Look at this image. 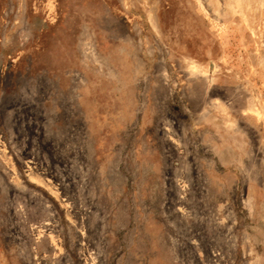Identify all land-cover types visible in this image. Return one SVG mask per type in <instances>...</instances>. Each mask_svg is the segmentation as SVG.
Here are the masks:
<instances>
[{
  "label": "rangeland",
  "instance_id": "obj_1",
  "mask_svg": "<svg viewBox=\"0 0 264 264\" xmlns=\"http://www.w3.org/2000/svg\"><path fill=\"white\" fill-rule=\"evenodd\" d=\"M0 264H264V0H0Z\"/></svg>",
  "mask_w": 264,
  "mask_h": 264
}]
</instances>
